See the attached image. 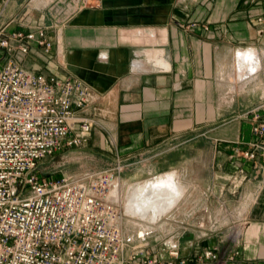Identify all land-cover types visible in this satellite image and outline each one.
Segmentation results:
<instances>
[{"label": "crops", "instance_id": "0c3cea01", "mask_svg": "<svg viewBox=\"0 0 264 264\" xmlns=\"http://www.w3.org/2000/svg\"><path fill=\"white\" fill-rule=\"evenodd\" d=\"M27 20L47 26L54 46L47 54L33 46L22 66L77 77L95 93L77 112L94 121L91 135L67 149L102 162L74 173L104 169L116 157L132 163L124 183L173 173L184 192L201 188L221 208L235 206L236 220L248 221L236 260L264 264V161L235 152L254 139L247 112L264 99V0H0V25L12 30ZM252 53L260 60L256 72L244 58ZM160 183L168 192L161 209L180 192ZM155 187L136 186L128 203ZM138 200L141 218L156 222ZM205 209L212 222L208 200ZM188 232L195 237L180 240L182 256L215 244L213 233L201 244L206 232Z\"/></svg>", "mask_w": 264, "mask_h": 264}, {"label": "built area", "instance_id": "2783aa9c", "mask_svg": "<svg viewBox=\"0 0 264 264\" xmlns=\"http://www.w3.org/2000/svg\"><path fill=\"white\" fill-rule=\"evenodd\" d=\"M47 30L32 20L12 30L0 25V264H240V239L224 253L213 245L182 256L179 243L187 229L172 234L161 250L151 245L150 227L125 233L121 196L113 191L129 159L53 178L37 171L46 157L82 146L94 127L77 114L95 101L85 82L22 66L33 46L52 50ZM248 56L256 72L260 60ZM247 114L254 139L235 152L264 161V99Z\"/></svg>", "mask_w": 264, "mask_h": 264}, {"label": "rangeland", "instance_id": "374dc122", "mask_svg": "<svg viewBox=\"0 0 264 264\" xmlns=\"http://www.w3.org/2000/svg\"><path fill=\"white\" fill-rule=\"evenodd\" d=\"M1 54L2 51H0V55ZM80 156H83V154L80 155L77 153H71L67 148H63L53 155L43 159L39 163L37 171L41 175L48 176V178H53L56 177V174L60 173H74L76 169L82 165L89 166L93 165V163L96 161L102 162V158L100 159L98 156L93 158ZM103 161L107 162V159ZM204 161L205 160L201 158L196 164L198 175L200 173L199 177H202ZM111 163L109 162L106 167L110 166ZM156 178L154 177L146 181L143 179L131 181L129 183H125V187L131 185L132 188H135L138 185L145 186L150 182H156L154 193L157 194L162 190L160 183L161 180L165 179L168 180L169 185L175 189L174 191L180 192V201L178 202V199L175 203H173L175 200L173 201L171 198L172 202L169 206H165V208L160 209V207L155 205L154 209L151 211L148 210V217H151V215H153V217L154 215L158 216V220L153 223L147 218H141L143 217L141 210H138L135 216L127 213L130 211V209L127 208L126 203L131 191L129 189L126 190L124 187L125 191L123 193L124 199L122 203V210L127 214V216H124L122 226L125 233H133L143 226H149L153 230V234L149 238L151 245L156 246V248L161 250L164 242H168L172 234L175 235L177 232H182L186 229L189 230L190 228L199 229L206 232L204 229L205 227L207 229H211V232H206L207 235L200 239V243L202 244L203 240L209 238V234L213 233L211 241L215 242L214 245L220 246L222 253L232 248L234 245L233 243L242 238L247 225L244 224V221L236 220L237 212L235 210V206H231L228 208V210H226L225 207L221 208L220 205H216L215 200L206 197L204 190L201 188L197 189L195 192H189L187 189L184 192L182 185L176 181L175 174L173 173H168L167 175L165 174L159 179L153 180ZM122 183L124 182L122 181ZM207 200L208 207H211L213 215L212 222L209 221V212H207L205 209ZM177 202L178 204L175 205ZM162 212L167 213L164 214L161 219H159L160 215L163 214Z\"/></svg>", "mask_w": 264, "mask_h": 264}, {"label": "bare ground", "instance_id": "6f19581e", "mask_svg": "<svg viewBox=\"0 0 264 264\" xmlns=\"http://www.w3.org/2000/svg\"><path fill=\"white\" fill-rule=\"evenodd\" d=\"M124 187H125V183H122V182L121 183H117V185L115 186L114 191H113V196H117V195L121 196V203H123V199H124L123 193H124L125 189L126 190L129 189L130 191H131V189H133L131 185H129L128 187L126 186L125 189H124ZM167 194H168V192L167 191H163V190L156 194V193L153 192V189L148 188L145 191L144 195L142 197H139L140 200H138L137 196H134L133 197L134 200L132 199L131 203H128V201H127L126 206H127L128 209H130L131 212H133V214H136L137 211H138V206H136L134 204V201L138 200L139 205H141V208L143 210L153 209L154 208L153 206L159 204V202L161 200H165L166 199L165 196ZM130 195H131V193H130ZM130 195H129V197H130ZM129 197H128V200H129ZM161 198H163V199H161ZM125 215L127 216L126 213H125ZM143 227H145V226H143ZM146 227H149V226H146Z\"/></svg>", "mask_w": 264, "mask_h": 264}, {"label": "water", "instance_id": "95a60500", "mask_svg": "<svg viewBox=\"0 0 264 264\" xmlns=\"http://www.w3.org/2000/svg\"><path fill=\"white\" fill-rule=\"evenodd\" d=\"M194 237H195V234L193 232H188L183 237H181V240L182 241H184V240H192V239H194Z\"/></svg>", "mask_w": 264, "mask_h": 264}]
</instances>
